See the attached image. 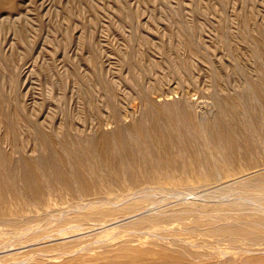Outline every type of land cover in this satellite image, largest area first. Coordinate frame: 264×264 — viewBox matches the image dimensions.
Returning <instances> with one entry per match:
<instances>
[{"label":"rangeland","instance_id":"obj_1","mask_svg":"<svg viewBox=\"0 0 264 264\" xmlns=\"http://www.w3.org/2000/svg\"><path fill=\"white\" fill-rule=\"evenodd\" d=\"M258 41L264 44V0H0V154H9L13 159L22 154L36 158L43 152L41 131L52 133L55 137L66 136L71 140V146L75 144L76 147L78 143H84L99 132L117 129L126 132L137 123L148 126L150 119L146 114L149 108L146 109L143 103L146 93L153 103L152 107L167 103L174 104V109L179 108V99L188 93L189 100L197 105L199 125L217 114L221 109L218 107L219 102H223L221 110L225 119L232 118L228 98L238 97L243 107L237 116L240 121L242 118L245 123H250L252 114L247 117L246 112L252 109V105L258 110L261 104L258 94L252 92L251 84L261 80L259 77L264 78V45ZM250 81L251 84L248 83ZM137 95H143L141 103ZM221 97L226 98V101ZM225 108H228L227 111ZM254 115L252 118L259 121L246 128L241 121L240 135L251 133L253 138L255 136L259 139L256 142L254 138L253 141L258 155L256 167L249 169L240 160L238 171H234V174L230 170L233 175L227 177L218 169L222 164L215 161L213 164H217V169L212 167L213 179L206 183L198 184L196 179L195 183L187 178L189 181L186 183L185 176L179 175L174 183L160 182L158 186H139L126 192L114 190L110 195L115 196L111 197L113 201L132 202L134 199L136 203L139 201L136 205L138 208L129 210L119 219L111 217V221L107 218L104 225L98 229L94 227L97 230L87 232L85 228L88 225H83L86 227L78 230L80 234L64 235L58 232L59 229L69 230L70 226L76 224L57 221L71 217L76 204L70 200H54L52 207L37 209L40 215L45 214L41 222H29L20 229L0 223V237L3 236L0 238V264L36 263L38 258L41 259L40 263H57L65 257L61 255L59 247L68 245L70 241L75 242L79 235L82 241L88 238V233H97L98 230H106L108 233L97 235L99 245H110L133 237L136 241L132 243L147 246V241L156 240L161 235L162 225L150 230L147 226L142 228L144 224L138 226L134 223L139 220L138 217L159 216V212L160 215L168 213L173 211V207L176 211L182 206L183 209H194L196 205L195 209L199 211L196 215L202 219L218 218L215 214L219 213V218L231 221V218H239L238 214L241 213L243 221L261 220L264 218V120L258 114ZM5 125L10 129L7 134L3 128ZM251 126H255L253 132L249 128ZM160 185H165V189ZM136 197L138 200H135ZM140 201L148 202L145 204ZM106 206L112 207L111 204ZM168 227L177 226L172 224ZM29 231L39 232L40 235L31 241L28 239L31 237ZM60 238H63L64 243L59 244ZM87 238L83 239V245L88 243ZM263 238L262 242L257 238L259 244L251 246L252 249L247 245L245 247L242 242L233 244L235 247L239 244L234 249L226 241L207 239L217 251H223L226 258L231 254L228 258L235 256L242 264L249 260H255L253 264H264V261L259 262L264 258ZM192 240L198 245L204 243L195 238ZM47 245L48 248L42 250L41 247ZM32 250H39L40 253ZM26 251L30 252L27 254Z\"/></svg>","mask_w":264,"mask_h":264},{"label":"bare ground","instance_id":"obj_2","mask_svg":"<svg viewBox=\"0 0 264 264\" xmlns=\"http://www.w3.org/2000/svg\"><path fill=\"white\" fill-rule=\"evenodd\" d=\"M251 38L256 39L255 37H251ZM261 45L264 44L262 43ZM258 47L259 50L260 49L259 44ZM252 50L253 49H251V52H253ZM260 51H261L260 53H262V50ZM249 55H250V51H249ZM261 71L263 72V70ZM260 74L262 75L263 73ZM263 75L262 77H264ZM259 79L261 80H258L259 82L257 81L256 83L254 82L253 83L254 85L251 84L252 83L251 81L248 83H250L251 86L253 87L252 92L255 91V93L258 94L255 95L259 97L258 100L261 99V101L259 100L261 104H259L260 106L258 107V110L257 107L255 108V106L252 105V109L250 107H249L250 109L247 108L249 109V112L246 113H247V117L250 116V114H252L251 115L252 117L254 113L258 114L264 120V78L259 77ZM141 88H140V92H141ZM142 90L145 91L144 89ZM183 94H185V91ZM187 94L182 96L181 99H179L180 101L178 102V104L177 102L176 103L174 102L175 104L179 105L178 109L176 108L174 109V107H172L174 104L173 105L169 104L171 105L169 106L167 105L166 102H163V104L166 103L167 106L162 104L160 105L156 104V106L152 107L153 103L151 104L147 96L148 94L146 96L142 95L144 98L143 103H145L146 109L149 108L148 113L146 114L147 118L150 119L148 126L147 125L145 126V123L141 120L144 124L137 123L131 126L130 129L127 127L128 130L126 132H123L120 129L114 131L111 130L112 132H99L97 136L93 135L94 136L93 138L86 140L84 143L81 142L78 143L76 147L75 144H73L74 147L71 146L72 144L70 142L71 140L66 136L55 137L52 133L49 134L46 133L45 131L44 132L41 131L43 152L36 158H34L35 156L34 157L23 156L22 154L18 158L16 157V159H13V157L9 154H5V155L0 154L1 155L0 156V223L3 225L11 226L13 227V229L14 228L18 229L19 227L21 226L23 227L29 222L34 223V221L42 220L45 214L40 215V212L37 209L45 210L46 208L52 207V205H54L53 203L54 200L56 201L70 200V202L74 201L76 204L75 205L74 203H72L76 206L75 209H73L72 211L73 215L71 214V217L69 216L63 219H57V221L62 222L63 224L65 222L66 223L75 222L76 224L74 226H70L69 230L59 229L60 231L58 232L59 233L61 232L60 234H64V235H66L65 233L80 234L77 232H79L78 230H82L86 227L83 225H88V227H86L88 229L85 228L87 232L88 230L91 229L95 230L97 227L101 226L103 222L105 223L107 221V218H109L110 220L111 217L112 218L118 217L117 219H119V217L123 216V214L127 213L129 210L135 209L137 207L136 205L139 204V201L136 203L134 199L131 200L132 202L130 201L127 202L122 200H121L122 202L113 201L112 198H114L115 196L112 197L110 195L114 190H120L124 192L125 190H130V189L132 190L133 188L139 186L146 187V186H150L151 184H157L160 182L169 181L174 183L176 181V178H179L177 177L179 175L185 176L186 183L187 181H189L186 180V178L192 180L196 179L198 184L206 183V181H211L213 179L212 167H214V169L215 168L217 169L216 166L217 164L216 165L213 164L215 161L222 164L221 166H219L218 164L219 166L218 169L220 170L222 175L224 174L227 177L233 175L230 174V170L233 172L238 171L239 169L238 165H240L238 163L240 160H242L241 162L244 161L245 166L246 167L248 166L249 169L256 167V165H258L257 164L258 155L256 151L257 147L255 148L253 142L255 136L253 138V136L250 135L251 133L247 134L246 132L244 135L242 134L243 136L240 135L242 118L240 121V118L237 116L238 115L237 113L242 112L239 111L240 108L243 107L241 100H239L238 97H232V96H230L231 98L229 99L227 96L228 102L230 103L229 104L230 108H232L231 109L232 112H230L231 114L233 113L232 116L230 115V117L232 118H228V120L225 119L221 110L222 109L221 105L224 106L222 104L223 102L221 104L219 102V106L218 105L217 106L221 108L219 109L221 111L217 109L219 113L217 111V114L216 115L214 114L215 116L211 117V119H209L207 122L203 118V120L205 121L204 124L199 125L197 123V117L199 116L198 110L196 108L197 105H195L193 102L189 100ZM142 96L139 97L141 98ZM111 97L112 96L110 95V99H112ZM150 97H152V95H150ZM223 99H225L226 101V98ZM141 101L142 98L140 100V103ZM173 101H171V103ZM249 101L247 102L248 104ZM254 104H256L255 100H254ZM227 106L228 105H226V107ZM151 107L153 109L150 110ZM118 109L115 110L118 111ZM227 109L225 108L226 111ZM108 110L110 111V109ZM244 110L246 111L245 108ZM118 112L117 113L114 112V113L119 115L120 113ZM203 112L204 111H202V113ZM226 114H228V112ZM15 117H17L16 114ZM120 117H117V120H120L118 119ZM141 117L143 118L144 116L142 115ZM141 117L139 116V118ZM252 117L250 119V123L247 121V123L249 124L242 121L243 123H245L244 127L253 125V123L258 120V119L255 120V118ZM2 121L4 122V120ZM138 121L140 122L139 119ZM133 123H135V121L132 122L131 124ZM8 125H5L3 127L6 134L10 130ZM253 127L252 126L249 127L251 128L250 130H252ZM246 130L249 129L247 128ZM257 140L259 139H256L255 141L257 142ZM207 149H209V151H207ZM244 164L242 165L244 166ZM182 182L184 181L182 180ZM158 185L159 184L155 186ZM164 186L162 187L160 185V187L162 188H164ZM139 194H141V192ZM143 199L145 200V198ZM135 200H138L137 197ZM140 200L142 199L140 198ZM141 202H144L146 204V202L148 201L146 202L140 201V203ZM106 204H111L112 207L109 208L106 206ZM194 206L196 207V205ZM195 207L194 209L193 207H190V209L188 207H186L188 209H183L184 206H182V208L179 207V210H176L177 209L176 208L175 209L176 211H174V207H173V211L170 212L168 211V213L167 212L161 213V215L159 212L158 213L159 216L155 215V217L154 216L152 217L150 215L144 217L145 215H143L141 216L142 218L140 217L141 219L138 217L139 220H136L134 225L141 226L144 224L142 228L144 226L145 227L147 226V228L150 230H153L154 226H160V225H162L161 227L163 228L161 235L156 237V240L151 241L150 239L149 242L147 241L148 243V244L146 243L147 246L132 243V241L135 240L133 237L132 239L129 238L125 240L123 239L121 240V242H117L114 244L110 243V245L107 242L106 243L108 245H102L101 243H100L101 245H99L97 243L100 242V239L97 235L101 233L104 234H108V233H106L107 232L106 230L100 232L98 230L97 233L87 234L88 238L87 237L85 238H87V240L89 239V241L86 240L88 243L84 245L83 243H85V241H83V239L85 238L82 239L83 241L82 242L78 238L80 236L79 235L75 242L72 243L70 241L67 242L68 245H62L61 247H59L62 250L61 255H65V257L63 256L64 258H62L57 263L54 262L46 263L43 261L42 263H40L41 259L39 260L38 258L36 263L34 262L31 263L30 261L29 264H242L236 259L235 256L228 258L231 254L226 258L224 252L217 251L215 249L216 247L210 245L211 242L209 243L208 241L209 239L207 238H214V240H217L218 242L226 241L229 244H231V246H233V244H236L237 242L238 243L242 242L244 243V246L247 245L248 247H251L254 246L255 244L258 245L259 243L257 242L259 241L262 242L261 240L263 238L262 235H264V231L261 230H264V218H261V220L259 221L253 219L249 221H243L240 218L241 213L240 214L237 213L239 218L234 217L231 218L232 220L230 219L231 221H229V219L228 221H226V219L219 218L220 214L218 213L215 214L216 216L218 215V218L212 219L210 217L211 219L209 218L206 219L205 216L203 217L205 219L199 217L200 219H202L200 220L197 216L198 214L196 215V212L199 211H197ZM210 209H212V206ZM232 210H237V209H232ZM201 211L203 212V209H201ZM204 212L207 213L208 211H204ZM208 215L211 216L210 214ZM242 215H244L243 212ZM47 216L48 215H46V217ZM224 216L226 215L224 214ZM231 216L233 217V214ZM118 222H120V220H118ZM172 224H176L177 227L176 228L168 227ZM55 228L57 227L55 226ZM129 228L131 229V226ZM103 229H105L104 226ZM58 232L55 234H58ZM28 233H30V231ZM53 234L54 233H51V235ZM30 235L31 237L28 239L33 240L34 238H37L40 235V233L32 232L30 233ZM113 235L116 236L115 233ZM48 236L50 235H47L46 237ZM131 236H135V235L131 234ZM260 236H262V238ZM8 238H10V236H8ZM192 238L200 240V243L201 242L204 243L198 245L197 243H195V240H192ZM257 238L258 240L261 238V240L257 241ZM62 239L59 242V244L64 241ZM69 239H71L70 236ZM39 241L40 240H38V242ZM217 241L216 242L212 241V243L213 242L217 243ZM51 243H49L48 245H50ZM217 244L220 245L222 243H217ZM48 245L47 247L44 246L43 247L40 246V247L43 250L44 248H48ZM55 245L56 244H54L53 246ZM238 245L239 244H237V246ZM237 246L236 247L233 246L234 249L237 248ZM51 247L52 246H50V248ZM252 248L253 247H251V249ZM34 250H32L31 252H33ZM29 252H27V254ZM55 252H59V250H56ZM248 252H250V250ZM248 255L246 257H248ZM52 256L54 258V254ZM19 260L20 259H18V261ZM253 261L255 260H249V262L247 263L253 264ZM260 261H264V258H261L259 262Z\"/></svg>","mask_w":264,"mask_h":264}]
</instances>
